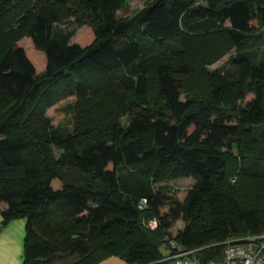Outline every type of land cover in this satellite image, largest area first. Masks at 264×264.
Instances as JSON below:
<instances>
[{"label": "trees", "instance_id": "16d2710c", "mask_svg": "<svg viewBox=\"0 0 264 264\" xmlns=\"http://www.w3.org/2000/svg\"><path fill=\"white\" fill-rule=\"evenodd\" d=\"M125 1L0 0V228L25 219L22 264H168L177 220L175 240L207 259L264 234V0H151L121 16ZM221 25L207 91L181 99L196 68L181 41ZM63 101L72 134L43 114ZM178 177L196 179L183 197L165 192Z\"/></svg>", "mask_w": 264, "mask_h": 264}, {"label": "rangeland", "instance_id": "374dc122", "mask_svg": "<svg viewBox=\"0 0 264 264\" xmlns=\"http://www.w3.org/2000/svg\"><path fill=\"white\" fill-rule=\"evenodd\" d=\"M147 1L151 0H126L125 1V9L119 11V14L121 16L125 15H131L132 13L137 12L141 8H143ZM64 19H71L73 16L65 15L63 17ZM66 27L72 28L74 24L69 21L65 24H63ZM13 26V28H15ZM225 28V25L217 26L212 33H215L216 39L218 40H210L211 37L207 36V34L200 33V35H191L187 34L185 35V39L182 42V45L186 47V45L189 44V48L187 50L188 53V58L196 66L194 68L193 73L190 75L188 74L187 76L184 77V82H183V88L181 92V99H186V98H199L202 95L205 94L207 91V86L206 82L204 80L203 72H201V66L204 65L205 63L208 64V67L215 68L219 66L222 63L221 56L220 54L226 50L229 46L228 43L223 35V30ZM85 28L82 27L77 30V34L80 33L82 30ZM202 34V35H201ZM92 36H87V41L91 40ZM75 39V37H74ZM73 39V40H74ZM188 42V44H187ZM178 43V42H176ZM27 43H24V45ZM175 45V44H174ZM28 46L29 54L31 58L35 61V63L38 66H43L44 60L42 56L34 51L29 44L26 45ZM151 84H150V95L155 91V80L154 78H151ZM71 98H69L70 100ZM84 99V105H89L90 101H86ZM68 101V100H66ZM66 101H63L61 104L54 106V107H49L44 109V117L50 118L52 120L53 125L58 127V130L60 131L61 134L66 135L67 133L72 134L74 127H75V119H73L72 115L65 114L64 112L60 111L58 107H61L62 105L65 104ZM123 123H127L126 118L123 116L121 118ZM54 154L58 155V150L57 148L52 149ZM245 181L249 186V190L252 191V181ZM196 179L193 177H178L173 180L167 181L166 182V187L167 189L165 192L169 195H174L176 197H183L188 190H190L193 185L195 184ZM229 184L231 185H239L237 182V176L232 175L229 178ZM52 187L54 189H58L60 187V181L58 179H54L51 183ZM243 193L245 192L244 190L242 191ZM185 226V222L182 220H177L172 226L168 232H166V235H164V239L166 237L169 238H174L177 236L178 232ZM146 227V226H145ZM160 253L163 255H166L167 250L164 247L160 248Z\"/></svg>", "mask_w": 264, "mask_h": 264}, {"label": "built area", "instance_id": "2783aa9c", "mask_svg": "<svg viewBox=\"0 0 264 264\" xmlns=\"http://www.w3.org/2000/svg\"><path fill=\"white\" fill-rule=\"evenodd\" d=\"M146 206V198H141L138 208L142 210ZM145 226L157 229V218L145 222ZM164 245L167 253L160 261L168 264H264V234L224 241L220 259H207L200 255L203 247L187 248L175 238L166 237Z\"/></svg>", "mask_w": 264, "mask_h": 264}, {"label": "crops", "instance_id": "0c3cea01", "mask_svg": "<svg viewBox=\"0 0 264 264\" xmlns=\"http://www.w3.org/2000/svg\"><path fill=\"white\" fill-rule=\"evenodd\" d=\"M0 204V223L2 221ZM25 219H13L0 228V264H22ZM94 264H128L119 256L111 255Z\"/></svg>", "mask_w": 264, "mask_h": 264}]
</instances>
